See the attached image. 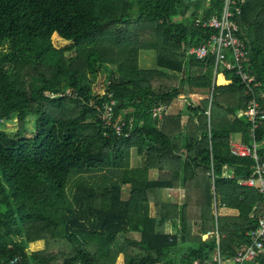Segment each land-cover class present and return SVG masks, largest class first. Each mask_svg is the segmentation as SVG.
Segmentation results:
<instances>
[{"label":"trees","instance_id":"16d2710c","mask_svg":"<svg viewBox=\"0 0 264 264\" xmlns=\"http://www.w3.org/2000/svg\"><path fill=\"white\" fill-rule=\"evenodd\" d=\"M239 6L252 93L228 71L229 84L212 86L214 58L188 55L214 33L196 21L219 13L217 0H0V125L20 124L13 134L0 128V264H208L218 247L226 264L249 242L264 199L241 185L253 161L232 158L229 142L248 143L251 124L239 113L255 97L264 106V0ZM142 53L155 56L153 67L139 63ZM186 86L206 98L153 118ZM256 136L264 142V125ZM132 151L141 167L130 166ZM173 189H191L192 201L164 203L161 192ZM214 195L224 210L219 244L188 238L187 206L197 207L201 235L215 230Z\"/></svg>","mask_w":264,"mask_h":264},{"label":"built area","instance_id":"2783aa9c","mask_svg":"<svg viewBox=\"0 0 264 264\" xmlns=\"http://www.w3.org/2000/svg\"><path fill=\"white\" fill-rule=\"evenodd\" d=\"M217 1L221 3L219 13H213L207 18L200 16L196 21L201 29L211 30L214 33L209 35L201 45L190 48L188 55L199 61H205L209 56L214 58L210 67L212 86L216 85V79L220 74L228 71L233 72L247 87L248 92L252 93L258 86L257 80L247 68L249 49L245 42L238 37L239 28L235 21V18L242 13L241 6H239L242 0ZM258 95L264 98V92H260ZM211 98L212 90L210 91L209 102H211ZM114 107L115 102L112 99L103 105L100 119L104 124L110 125L114 115ZM166 113L167 106L164 105L152 110V116L155 119H161ZM239 116H245L251 124L248 131V143H245L244 140L229 142L230 155L235 160L250 159L253 161L251 177L243 180L241 184L242 186L257 188L264 199V142L258 143L256 140V132L264 125V106H261L255 97L249 103L248 110L239 113ZM122 125L114 127L116 135L120 134ZM226 177L232 178V175L228 174ZM216 228L218 235V222ZM247 235L249 242L239 247L235 255L226 264H254L264 257V213L259 216L256 227L248 231ZM192 264H199V262L195 261ZM208 264H224L219 247L214 253L213 261Z\"/></svg>","mask_w":264,"mask_h":264},{"label":"rangeland","instance_id":"374dc122","mask_svg":"<svg viewBox=\"0 0 264 264\" xmlns=\"http://www.w3.org/2000/svg\"><path fill=\"white\" fill-rule=\"evenodd\" d=\"M53 41L58 47H64V46L69 45L68 42L61 41L60 39H58V37L56 35L53 37ZM139 63L141 65L143 64L144 67L151 68L155 64V56L153 54L142 53ZM175 83H177V80L174 81L173 84H175ZM168 85L161 83L160 87H165L167 89V91H169V89H170L169 87L171 85H169V86ZM217 85H220V84H217ZM221 85H224V82ZM160 90H161V88H160ZM184 90H185V92L183 94H181V96L179 97L180 102H178L179 100L177 101V103H179L178 104V106H179L178 111L173 113V114H177V113L183 114L184 109H182V107H180V106H183V105H181V103H184V101L187 98L190 99V103L192 105H198V103L201 101L200 100L198 103H195V101H194L195 99L194 100L192 99V94H188L187 86L184 87ZM187 95H189V97ZM205 98H206V96H205ZM209 106H210V102H209ZM171 114H172V112H170V110H169L166 115H171ZM28 120H29V123H28V126H26V127L30 128V129H28V131H30L33 128V122H32L33 120H31V119H28ZM186 120H187V117L185 115H182V124H185ZM0 128L7 129L8 131L12 132V134H13V132L19 131L20 124L17 121V118L15 117L13 120H9V121L5 122L4 124L0 125ZM28 135L29 134H26V136H28ZM233 139L237 140L238 138L233 137ZM141 164H142V159L136 155L135 151H132L131 157H130V166L131 167H141ZM157 175H158L157 171H156V173L154 171L151 172V178L152 179L156 178ZM192 192L193 191L191 189H190V192H188V193L182 189L163 190L161 192V198H162V201L164 203L183 204V202L185 201V199L188 195H190V201H192V199H193L192 198V194H193ZM127 197H128V188L124 187L122 198L126 199ZM212 201H213L212 208H213V214L215 217V226H216L217 222L219 221V215H220V213L223 214L224 210L220 209L218 198L215 195L212 197ZM153 202L155 204L157 203L156 198H155V200H153ZM154 203H152V214L155 215V212H157V207ZM197 212H198L197 207L187 206V211H186V219L188 221V225L186 228V229H188L187 230V232H188L187 237L191 238L190 236H192V237L201 236L202 240L204 242H206L209 237L216 236L217 242L219 244L220 234L218 233V235H217V228L216 227H215V230L210 231L207 234L201 235L200 225L198 224V220L196 219L197 215H198ZM168 229L172 231L174 229V226H172L171 224H168Z\"/></svg>","mask_w":264,"mask_h":264},{"label":"crops","instance_id":"0c3cea01","mask_svg":"<svg viewBox=\"0 0 264 264\" xmlns=\"http://www.w3.org/2000/svg\"><path fill=\"white\" fill-rule=\"evenodd\" d=\"M218 77H220L222 80H223V82H224V85H227V84H229V81L226 79V76H225V74H220ZM218 77H217V79H218ZM217 79H216V86H223V85H217L218 83H217ZM161 92L162 93H164V92H167V89L165 88V87H161ZM188 97H189V95H187ZM205 98V96L204 95H200V94H192V99L195 101V103H198L200 100H202V99H204ZM178 104L179 103H177V102H175L172 106H170V107H167V113H168V111L170 110V112H172V114L173 113H175V112H177L178 111ZM182 105V104H181ZM180 107H182V106H180ZM166 113V114H167ZM233 137H237L238 139L237 140H235V139H233ZM232 138H231V140H230V142L231 141H235V142H238V141H241V140H243V136H241V135H234ZM155 173H156V171H154ZM242 182V181H241ZM242 185V184H241Z\"/></svg>","mask_w":264,"mask_h":264},{"label":"bare ground","instance_id":"6f19581e","mask_svg":"<svg viewBox=\"0 0 264 264\" xmlns=\"http://www.w3.org/2000/svg\"><path fill=\"white\" fill-rule=\"evenodd\" d=\"M222 83H223V80L220 77H218V84H222Z\"/></svg>","mask_w":264,"mask_h":264},{"label":"water","instance_id":"95a60500","mask_svg":"<svg viewBox=\"0 0 264 264\" xmlns=\"http://www.w3.org/2000/svg\"><path fill=\"white\" fill-rule=\"evenodd\" d=\"M186 2L190 3V2H193L194 0H185Z\"/></svg>","mask_w":264,"mask_h":264}]
</instances>
